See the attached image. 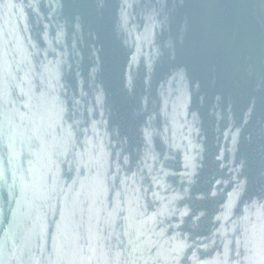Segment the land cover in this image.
<instances>
[{"label": "water", "instance_id": "water-1", "mask_svg": "<svg viewBox=\"0 0 264 264\" xmlns=\"http://www.w3.org/2000/svg\"><path fill=\"white\" fill-rule=\"evenodd\" d=\"M0 264H264V0H0Z\"/></svg>", "mask_w": 264, "mask_h": 264}]
</instances>
